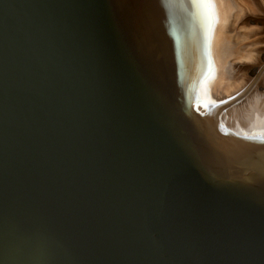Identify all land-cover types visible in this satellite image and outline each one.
Returning <instances> with one entry per match:
<instances>
[{
	"label": "water",
	"instance_id": "1",
	"mask_svg": "<svg viewBox=\"0 0 264 264\" xmlns=\"http://www.w3.org/2000/svg\"><path fill=\"white\" fill-rule=\"evenodd\" d=\"M166 12L0 0V264H264V136L193 108Z\"/></svg>",
	"mask_w": 264,
	"mask_h": 264
},
{
	"label": "bare ground",
	"instance_id": "2",
	"mask_svg": "<svg viewBox=\"0 0 264 264\" xmlns=\"http://www.w3.org/2000/svg\"><path fill=\"white\" fill-rule=\"evenodd\" d=\"M161 1L184 34L193 108H213L217 129L229 136H264V21L246 16L264 15V0ZM215 102L224 105L217 110Z\"/></svg>",
	"mask_w": 264,
	"mask_h": 264
},
{
	"label": "rangeland",
	"instance_id": "3",
	"mask_svg": "<svg viewBox=\"0 0 264 264\" xmlns=\"http://www.w3.org/2000/svg\"><path fill=\"white\" fill-rule=\"evenodd\" d=\"M242 11L245 12V10H242ZM240 12H241V11H240ZM244 12H243V13H244ZM243 16H244V17L247 16V17L250 18L251 20H252V18H253V20L256 19V20L259 21V22L264 21V15H261V16H259V15H255V14H254V15H253V14L251 15V14H248V11H246V16H245V15H243ZM250 19H249V20H250ZM256 20H255V21H256ZM253 25H254V24H252V26H253ZM250 26H251V25H250ZM255 26H256L255 28H258V27H259L258 29H260V28L263 27L261 24H260L259 26H258V25H255ZM257 26H258V27H257ZM253 27H254V26H253ZM263 36H264V35H263Z\"/></svg>",
	"mask_w": 264,
	"mask_h": 264
},
{
	"label": "snow or ice",
	"instance_id": "4",
	"mask_svg": "<svg viewBox=\"0 0 264 264\" xmlns=\"http://www.w3.org/2000/svg\"><path fill=\"white\" fill-rule=\"evenodd\" d=\"M210 4H211V0H208V5H206V6H210Z\"/></svg>",
	"mask_w": 264,
	"mask_h": 264
}]
</instances>
